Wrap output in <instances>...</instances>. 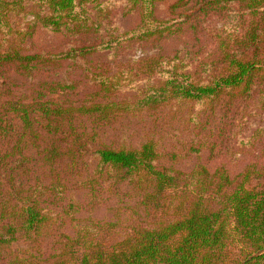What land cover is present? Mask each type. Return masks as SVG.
Masks as SVG:
<instances>
[{
	"label": "trees",
	"instance_id": "trees-1",
	"mask_svg": "<svg viewBox=\"0 0 264 264\" xmlns=\"http://www.w3.org/2000/svg\"><path fill=\"white\" fill-rule=\"evenodd\" d=\"M117 5L135 26L111 20ZM211 15L242 24L213 70L179 50L117 60ZM256 93L264 0H0V264H264V165L178 168L152 139L133 148L110 134L129 114ZM107 198L116 216L93 217ZM129 208L137 217L120 221Z\"/></svg>",
	"mask_w": 264,
	"mask_h": 264
},
{
	"label": "rangeland",
	"instance_id": "rangeland-1",
	"mask_svg": "<svg viewBox=\"0 0 264 264\" xmlns=\"http://www.w3.org/2000/svg\"><path fill=\"white\" fill-rule=\"evenodd\" d=\"M169 6L170 4L160 6L159 17L172 15ZM116 9L120 14L111 20L121 30H127L137 24L138 18L134 13L123 15L119 5ZM241 31L242 24L238 18L211 15L207 19L204 18L197 27L182 29L177 39L153 45L135 44L117 56V60L132 61L158 51L179 50L188 62L205 61L213 70L215 65L212 60L221 39L229 34H240ZM34 38L38 42L48 38L59 46L61 42H65L64 39L60 41L53 35L48 37L43 31H37ZM100 58L99 64L108 63L115 71L120 70L114 67L112 58ZM198 73L201 77L208 75L205 66L200 67ZM132 86L133 84L129 89ZM263 95L256 93L244 99L224 96L217 101L201 103L183 101L167 107L161 114H129L119 119L116 130L110 134L114 135L118 144L133 148L140 147L142 143L152 139L156 143L161 162L175 163L178 168L191 169L206 163L212 168L224 166L231 173H238L254 164L264 165L261 155L264 147ZM109 203L113 201L110 202L108 198L100 199L95 204L98 209L96 216L91 215L97 219L115 217L117 210H107ZM120 210V221L128 218L131 209L127 212ZM130 215L132 218L137 217L136 213L131 212ZM17 246L21 251L27 248L28 244L20 241Z\"/></svg>",
	"mask_w": 264,
	"mask_h": 264
}]
</instances>
